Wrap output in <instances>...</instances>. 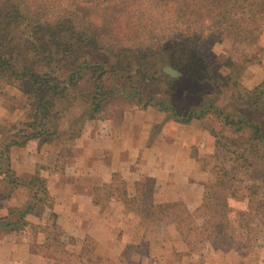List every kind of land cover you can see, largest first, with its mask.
Wrapping results in <instances>:
<instances>
[{"label":"trees","instance_id":"16d2710c","mask_svg":"<svg viewBox=\"0 0 264 264\" xmlns=\"http://www.w3.org/2000/svg\"><path fill=\"white\" fill-rule=\"evenodd\" d=\"M263 25L264 0H0V82L17 84L26 97L30 118L19 128L12 125L0 131L6 138L0 153L34 139L55 141L59 132L54 107L69 88L85 101L107 103L120 97L144 108L154 99L149 88L165 84L166 88L157 90L158 99L167 104L155 105L174 121L186 124L215 113L211 100L216 98L206 95L210 100L203 104L205 96H196L191 89L200 85L218 94L220 88H230L241 107L258 116L249 119L218 112L219 122L237 135L228 142L215 135L217 149L225 150L226 165H220L214 183L206 186L196 211L189 212L179 201L155 203L154 180L148 176L135 182L134 194L124 196V202L135 205L146 227L172 222L190 250L207 240L228 249L236 240L251 244L259 237L264 246V228L247 217L248 212H236L235 227L225 215L229 198L240 197L238 192L244 193L251 206L264 196V80L251 90H242L239 82L258 53ZM250 47L256 50L252 55ZM163 52L169 53L168 63L179 71L178 77L152 68V60ZM97 53L103 55L102 61L85 57ZM79 54L85 57L86 69L97 70L88 89L81 87V76H76ZM221 55L228 71L225 75L215 69L214 60ZM136 69H144L142 74L137 72L142 88L131 84ZM58 73H65L61 81ZM37 182L41 187V181ZM41 190L45 196L43 186ZM124 195L128 194L124 191ZM43 196L36 199L43 201ZM33 207L21 210L15 222L1 217L0 230H23ZM263 219L264 212L261 225ZM53 228L56 233L51 237L48 233L41 242H31V252L51 259L52 264H81L83 259L91 264L106 262L91 251L90 256L82 253L84 245L79 253L68 252L63 248L67 243L61 241L57 246H62L63 258L53 256L52 248L61 236L58 227L53 224ZM31 229L36 230L33 225ZM253 230L261 232L260 236Z\"/></svg>","mask_w":264,"mask_h":264},{"label":"rangeland","instance_id":"374dc122","mask_svg":"<svg viewBox=\"0 0 264 264\" xmlns=\"http://www.w3.org/2000/svg\"><path fill=\"white\" fill-rule=\"evenodd\" d=\"M258 53L255 58H252L250 63L242 71L239 76V82L242 90H251L259 83L264 80V25L263 32L258 40ZM250 55L255 53V47L248 48ZM80 58L77 59L76 65L78 66L76 71V76H81V87L88 89L90 86L91 75L97 76L94 69H86V64L83 58L88 57L92 60H103V55L97 53L95 56L92 54H85L83 57L81 54ZM90 55L93 56L89 57ZM169 53L163 52L158 54L152 60V68L161 70L164 73L165 67H170L174 69L168 63ZM223 55L219 56L214 60L215 69L221 75L228 74L227 69L223 66ZM89 59H86L87 61ZM93 68V67H92ZM144 69L135 70L131 75L132 86H139L140 76L138 73L142 74ZM139 71V72H138ZM178 75L171 76L176 78L179 76V71L176 70ZM138 72V73H137ZM167 74V73H166ZM60 81L65 77V73H58ZM234 77V76H233ZM127 82V80H125ZM166 88L165 84L160 85L156 83L154 86L150 87V96L154 97L151 105L147 107H142L135 105L133 101H124L120 97H115L109 102L96 101L90 102L85 101L79 97H75L76 94L73 89L69 88L65 90L63 97L58 98L57 104L54 107V113L58 116L55 120V126L58 129V138L53 141V145L61 150L63 155V164H80L82 159L87 161L81 149L76 145L75 140L77 138H85L84 144H89L88 139L92 137L95 131L101 129L102 133H105V126L107 124L106 120H113L115 126H118L120 120L123 118L124 114H135L141 110H146L150 117H154V112L158 111L163 115V120L161 122L152 123L151 130L149 133V138L147 143H155L160 137L162 131V125L164 122L173 121L179 124L191 125L196 132L197 138L194 140L187 148H189V154L193 160V165L191 169L186 173L183 178L184 185L180 183V179L177 178L173 182L176 190L175 196L181 197L177 200L165 199L163 195L165 193V187H157L156 180H154L153 185V199L155 203L163 202H174L179 201L183 203L186 210L189 212H195L196 209L201 205L204 198V193L206 186L213 184L215 181L216 173L218 168L223 163L225 164V159L223 155L225 154L224 149H217L215 145L216 137H222V142H228L230 138L236 137L237 133L235 130L221 124L220 119L216 118L220 110L225 113H231V116L237 117L238 115H245L248 118L254 116L257 117L250 109H243L240 102H238L234 97V91L232 89L220 88L221 93H213L211 90H202L203 88L199 85L196 89H191L194 94L197 92L196 96L202 97L203 104L206 100H210L206 95L210 97H215L216 100H211L213 102L214 108L210 115H206L203 118L193 119L190 123H181L174 121L169 113L160 110V108L155 105V103H165L167 100L158 99L159 91L158 88ZM188 86V83H185ZM191 92H188L189 96H193ZM67 96V97H65ZM195 96V97H196ZM26 97L20 91L17 84H5L0 82V131H6L10 126H15L19 128L23 122L29 121L30 118L27 116L29 111V106L25 104ZM100 102V103H99ZM150 108V111L148 110ZM148 114V113H147ZM264 120V115L261 116ZM169 133H165V137L171 138L174 135V130L169 129ZM107 133V132H106ZM132 133L129 138H136L138 136L139 130H129L127 133ZM79 135L75 137V135ZM110 134V133H109ZM108 134V135H109ZM0 134V152L4 146L5 137H1ZM118 137V135H117ZM102 138V137H101ZM107 140V141H106ZM112 137L104 139L105 143H110ZM31 141H38L34 139ZM81 145V146H83ZM108 146V144H105ZM80 146V147H81ZM130 165V164H129ZM131 168L134 169L135 163L131 164ZM239 168V167H238ZM68 171V170H67ZM68 172H71L69 169ZM248 174L252 173L247 171ZM0 175L6 179L13 180V174L9 169V157L8 153H0ZM147 175H141L137 179L129 176L127 171L124 169H116L115 171L103 176L104 181L102 185L95 187L94 198L96 215L89 218L90 223L83 220V225L78 229V234L68 233L62 225H59L55 219L51 217L45 225L35 226V231L38 229L46 230L43 232V238L50 234V237L56 233V229L53 228V224L58 227L57 230L61 233L57 237L52 248L53 256L59 259L63 258V254L60 253L62 246L61 242H66L64 244L65 249L68 252L79 253L82 245H84L82 253L86 256L95 254L106 260L105 263L101 264H264V246L262 245L261 237L259 241L250 243L234 242V244L228 249L218 248L216 244L212 241H205L203 243L195 245L191 250L188 245L184 242L182 236L178 233L175 225L172 222L158 224L155 226L146 227L141 223V217L135 211V205H127L125 203V197L129 194H134L135 182L140 181ZM149 177V176H148ZM152 178V177H151ZM43 186V185H42ZM41 186V187H42ZM41 187L36 183L33 192L37 193V197H42ZM44 187V186H43ZM164 190V191H163ZM124 191L128 195H124ZM240 197L229 198L228 207L229 211L226 217L230 219L232 226H236V220L238 219L237 211L248 212L247 217H251L256 225L264 228L261 225L259 218L263 217L264 212V196L258 199L259 203H255L252 206L249 205L248 198L244 196L243 192H238ZM243 194V195H242ZM166 197V195H165ZM36 204L31 211L33 214H44L45 208H49L51 204L48 202L47 194L43 196V201L36 200ZM84 206V215L92 213V210L88 208L86 203H82ZM45 207H44V206ZM259 208V210H258ZM50 209V208H49ZM173 213V210L171 211ZM225 217V218H226ZM264 220V219H263ZM88 221V217H87ZM37 227V228H36ZM148 228V229H147ZM255 232V236L261 234V232ZM238 232V231H236ZM35 236L37 234H34ZM31 241V234L28 235ZM26 236V238L28 237ZM260 236V235H259ZM71 238V240H69ZM84 242V244H83ZM81 264H91V262L82 260ZM52 260L44 259L40 263L35 264H52ZM94 264V263H92ZM97 264V263H96Z\"/></svg>","mask_w":264,"mask_h":264},{"label":"crops","instance_id":"0c3cea01","mask_svg":"<svg viewBox=\"0 0 264 264\" xmlns=\"http://www.w3.org/2000/svg\"><path fill=\"white\" fill-rule=\"evenodd\" d=\"M149 113L141 110L135 114H124L118 126H115L113 120H106L105 133L98 129L88 138L90 140L87 145H83L85 138H77L75 146L81 149L87 159H82L80 164L64 165L61 150L53 143L28 141L25 145L9 147V169L14 177L11 183L0 175V218L15 222L21 210L29 205L39 206L35 201L37 193L33 192L37 180L44 186L51 206L50 209L45 208L44 214H28L23 230H11L8 227L0 230V264L40 263L44 260L39 254L31 252L29 247L33 241H42L43 236L40 235L43 232H36L31 226L45 225L51 217L48 211L68 233L78 234L77 229L83 225V220L88 224L91 220L89 218L97 213L93 205L95 187L101 186L103 176L116 169H124L135 179L141 175L154 178L157 187H165L164 200L181 198L174 195L177 192L173 182L179 178L181 185H184L183 176L193 165L187 147L196 140L198 133L193 131L192 124L167 121L162 125L159 139L154 144H148L152 123L163 120L160 112H154L153 118ZM135 129L139 130L138 136L125 139L132 134L125 133ZM169 129L174 130L171 138L165 137ZM108 137H112V140L105 143L107 146L104 139ZM133 163L134 169L131 168ZM69 169L71 172H68ZM82 203H86L92 210L91 215H84L85 205ZM29 234L32 235L31 241Z\"/></svg>","mask_w":264,"mask_h":264},{"label":"water","instance_id":"95a60500","mask_svg":"<svg viewBox=\"0 0 264 264\" xmlns=\"http://www.w3.org/2000/svg\"><path fill=\"white\" fill-rule=\"evenodd\" d=\"M164 71H165L167 74L171 75V76H177V75H178L177 71H176V70H173V69L170 68V67H165V68H164Z\"/></svg>","mask_w":264,"mask_h":264}]
</instances>
